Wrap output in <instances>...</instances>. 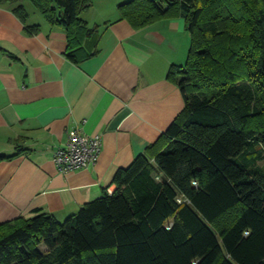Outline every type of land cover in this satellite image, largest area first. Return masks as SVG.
Masks as SVG:
<instances>
[{
    "label": "trees",
    "instance_id": "1",
    "mask_svg": "<svg viewBox=\"0 0 264 264\" xmlns=\"http://www.w3.org/2000/svg\"><path fill=\"white\" fill-rule=\"evenodd\" d=\"M25 1L65 30L73 62L92 56L85 44L100 27L82 18L92 0L0 6L26 24ZM118 10L136 30L184 19L187 63L168 74L184 109L78 213L0 222V264H264V0H130Z\"/></svg>",
    "mask_w": 264,
    "mask_h": 264
},
{
    "label": "crops",
    "instance_id": "2",
    "mask_svg": "<svg viewBox=\"0 0 264 264\" xmlns=\"http://www.w3.org/2000/svg\"><path fill=\"white\" fill-rule=\"evenodd\" d=\"M125 1L92 0L82 18L100 28L85 44L92 56L80 63L68 57L62 27H51L26 4V24L9 5L0 6V155L12 156L0 162V222L37 210L61 222L78 213L184 109L179 85L168 78L172 67L187 63L184 19L136 30L119 20ZM26 25L40 31L30 35ZM80 126L102 136V152L96 165L61 174L54 154Z\"/></svg>",
    "mask_w": 264,
    "mask_h": 264
},
{
    "label": "built area",
    "instance_id": "3",
    "mask_svg": "<svg viewBox=\"0 0 264 264\" xmlns=\"http://www.w3.org/2000/svg\"><path fill=\"white\" fill-rule=\"evenodd\" d=\"M101 152L102 136H89L80 126L68 133L66 144L55 152L53 162L59 173L68 174L96 165ZM108 192L112 193V189Z\"/></svg>",
    "mask_w": 264,
    "mask_h": 264
},
{
    "label": "rangeland",
    "instance_id": "4",
    "mask_svg": "<svg viewBox=\"0 0 264 264\" xmlns=\"http://www.w3.org/2000/svg\"><path fill=\"white\" fill-rule=\"evenodd\" d=\"M129 1V0H128ZM125 2H127V1H125ZM24 4H26L29 8H30V12L31 13H33V12H36L37 13V15H41V13L31 4V2H29V1H25L24 2ZM257 165L259 166V167H264V159H262V160H259L258 162H257Z\"/></svg>",
    "mask_w": 264,
    "mask_h": 264
}]
</instances>
